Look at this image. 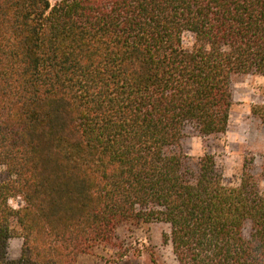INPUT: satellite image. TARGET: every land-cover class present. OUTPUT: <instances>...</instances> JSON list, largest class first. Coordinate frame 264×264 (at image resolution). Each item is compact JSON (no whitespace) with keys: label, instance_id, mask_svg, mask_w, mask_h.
Segmentation results:
<instances>
[{"label":"trees","instance_id":"16d2710c","mask_svg":"<svg viewBox=\"0 0 264 264\" xmlns=\"http://www.w3.org/2000/svg\"><path fill=\"white\" fill-rule=\"evenodd\" d=\"M250 73L264 0H0V264H76L124 222L168 224L178 264H264L258 179L181 147L227 131Z\"/></svg>","mask_w":264,"mask_h":264},{"label":"rangeland","instance_id":"374dc122","mask_svg":"<svg viewBox=\"0 0 264 264\" xmlns=\"http://www.w3.org/2000/svg\"><path fill=\"white\" fill-rule=\"evenodd\" d=\"M193 42L191 34L184 36L185 47ZM233 104L227 131L220 136L203 139L192 125L185 127L182 150L196 160L205 151L211 152L223 172L228 186L241 182L244 173L254 175L264 189V123L252 112L254 105H264V74H240L232 82ZM0 166V181L8 179ZM15 208L23 201L10 200ZM247 229H249L247 227ZM170 227L164 222H124L116 229L108 245H97L93 251L81 254L76 264H178L165 236ZM23 239L16 234L10 240L9 256L18 258Z\"/></svg>","mask_w":264,"mask_h":264}]
</instances>
